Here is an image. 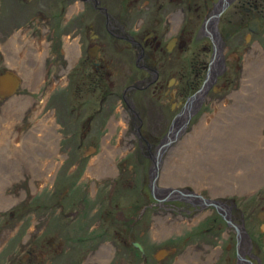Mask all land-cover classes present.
I'll list each match as a JSON object with an SVG mask.
<instances>
[{
  "label": "rangeland",
  "instance_id": "obj_1",
  "mask_svg": "<svg viewBox=\"0 0 264 264\" xmlns=\"http://www.w3.org/2000/svg\"><path fill=\"white\" fill-rule=\"evenodd\" d=\"M45 27L46 22L38 17L33 19L31 12L7 21V28L12 31L23 29L28 35H39L38 38L45 35L50 42L49 50L53 46L42 83L30 90L26 84L17 88L22 96L29 91L31 101H26V105L9 104L5 110L7 99L0 98V120L9 111L5 114L10 127L7 137L0 139V203L5 196L14 198V202L0 207V258L2 254H6L5 259H14L16 256L12 254L22 257L28 247L34 249L36 258L27 259L26 264H43L50 257L59 264H81L105 244L109 248L107 256L94 264H117L120 258L121 264H130L133 250L127 240L128 228H124L126 225L118 217L123 213L131 216L129 221L137 223L129 231L132 238L149 230L150 238L145 236L148 252L158 247L167 252L160 261L149 254V264H239L236 246L254 264H264V55L255 53L250 57V68L246 60L251 48L264 50V20L260 21L257 32L248 31L245 24L236 28L229 40L232 45L225 52L227 67L203 94L199 107L177 138L161 147L156 182L158 186L172 183L193 189L230 205L231 220L243 223L244 241L240 237L238 240L235 228L221 216L222 210H216L213 205L195 206L179 199L172 200L175 207L169 209L165 200L154 203V207L137 218L138 206L154 201L148 188L149 155H154L161 140L170 134L171 129L167 130L181 104L179 100L194 93L200 83L193 85L195 71L204 57L200 48L204 40L193 42L197 27L191 35L190 48L173 52L169 59L173 67L162 69L161 93L156 84L126 91L141 114V133L148 143L140 140L122 98L125 85L150 75L135 65V54L128 51L117 67L113 64L90 74L93 83L86 86L82 84L85 75L79 67L70 69L62 47L64 37L69 36L70 21H63L62 29L53 36L43 33ZM28 53L32 58L34 51ZM157 56L164 58L165 54L159 51ZM19 58H26V54H19ZM30 58L27 59L33 62ZM182 73L189 76L182 80ZM58 75L61 82L52 85V76L58 78ZM170 77L176 83L174 79L168 83ZM246 80L250 88L235 95ZM185 82L189 83L188 87ZM175 87L179 91L172 102L171 90ZM220 104L227 105V109L219 112ZM14 112L17 113L11 115ZM48 112L54 116L52 139L57 147L48 161L55 159L57 165L43 179L42 174L26 171L22 166L32 162L33 157H40L29 137ZM122 114L125 123L120 118ZM112 116L121 124H116L114 119L110 122ZM110 125L115 126L112 131ZM16 129L20 133L18 138ZM107 134L112 144L118 137L122 139L123 149L115 156V169L109 173L86 174L91 156L101 150ZM16 142H23L18 150ZM254 177L260 182L251 183ZM221 191L226 192L221 194ZM161 217L166 227L172 228L160 236L155 232L161 230ZM48 237H53L55 246H51ZM236 241L239 245L235 246ZM173 244H177L174 252L165 250ZM55 247L57 250H53Z\"/></svg>",
  "mask_w": 264,
  "mask_h": 264
},
{
  "label": "flooded vegetation",
  "instance_id": "obj_2",
  "mask_svg": "<svg viewBox=\"0 0 264 264\" xmlns=\"http://www.w3.org/2000/svg\"><path fill=\"white\" fill-rule=\"evenodd\" d=\"M0 6H2V9L0 7V23L3 22V25L0 24V82L1 79L8 74V70L6 69H9V72H15L17 75V82L14 84L13 89L16 84L17 88L19 86H25L26 84L29 90L31 89L27 84V81L33 79V72H31L32 62L27 59L30 58L28 52H31V49H39L40 51L46 50L41 57V64L44 68L42 79L46 77L48 69L47 58L51 57L50 52H52L53 45L50 51L48 47L50 42L45 38V35L38 38L40 37L39 35H28V33L23 32V29H19L20 31H12L10 28H7V21L9 18H23L24 15H28L29 12L32 13L33 19L38 17V19L46 22V31H42L44 34L48 32V35L51 36H53L56 31L59 32L62 29L63 21H70L68 30L69 36L67 35L64 37L63 41L65 46L62 45V47H64L63 51L67 54L70 69L72 70L79 67L82 74L85 75V77L82 78V84L85 83L86 86L93 83V78L90 77V74L94 75L100 70L111 67L113 64L114 67H117L119 63L125 60L124 57L126 52L129 51L134 53L135 65L150 75L144 79H135L131 83L125 85L122 91V98L129 110V117L134 123L140 140H144L147 143V138L141 133V114L136 110L131 98L126 95V91L129 89L133 91L144 89L152 84H156V87L159 88L158 91L161 93L164 87L162 69L173 67V62L169 60L173 52H183L190 48L191 35L195 27H197V31L194 35L193 42L204 40L203 44L200 46L204 57L201 60L200 66L195 71L196 74L193 85L200 82L196 89L200 86H203V88L208 86L209 89L210 86L217 81L222 70L227 67L225 52L232 45L229 43V40L235 35L236 28L245 24L248 31L257 32L260 28V21L264 20V0H0ZM42 16L44 17L42 18ZM55 17H58L60 20H57ZM252 19L258 21L256 30L250 28L249 20ZM51 22L53 25H51ZM60 36H62V34H60ZM56 48L57 44L53 47V52ZM159 51L165 54L164 58H159L157 56V52ZM255 53L264 54V50L261 48L259 50L251 48L246 56V60H250V57ZM19 54H26V58L20 59ZM8 55L13 57V59L8 60ZM30 59L32 60V58ZM49 61L50 63H55V67L58 66L57 62H53V60ZM10 62L15 63L16 66L9 64ZM23 74L25 76H23ZM187 76H189V74L182 73V80ZM68 79L72 80L71 77ZM171 79L174 78L170 77L167 79L168 83L171 82ZM60 80L61 77H59V75L58 78L52 76L51 84L55 85L58 82L60 83ZM174 82L176 83L175 79ZM40 83H42V80ZM185 83H187L186 86L188 87L189 83ZM186 86L182 87V94ZM17 88L15 92L12 91L13 89L3 90L5 93L3 95L0 94V98L6 96L9 98L13 95L22 96L23 93L20 91L17 92ZM203 88L200 89L202 91L200 96L196 97L200 93L199 90V93L197 92L194 96H191L193 93L186 94L183 100H179L181 104L173 116L172 123L174 122V124H170L167 132H169L170 129L172 132L174 128L170 127L176 124L180 126L177 136L179 132L183 130L185 125L189 122L193 112L199 107L203 94L207 92V90H203ZM55 90L56 87L51 91L52 94ZM171 91V100L173 102L179 90L175 87ZM24 96L32 100L29 91L25 93ZM114 118L115 117L112 116L110 122H112ZM120 118L123 119V123H125L123 114ZM114 120L116 124H121L116 119ZM136 120H138V124L135 123ZM114 128L115 126L110 125V131ZM171 132L169 135H171ZM169 135L167 134L168 137ZM19 136L20 133L18 129H16V137L18 138ZM24 136H22V138ZM167 136L161 140L158 147H160L162 143H165L163 145L167 146L177 138V136L173 135V140L170 142V140L167 141ZM121 141L122 139L118 137L117 142L112 144L110 135L107 134L102 141L101 150L97 154L91 156L89 165L85 171L86 174L97 173V171H102L104 173L112 172L115 169V156L123 149ZM22 143L23 142L19 144L18 142L14 143L15 146H17L16 149L20 147ZM163 145L162 147H164ZM8 147L9 144L6 146L7 153L9 150ZM108 150L110 152H107ZM113 151L116 152L113 153ZM36 152L38 153L39 151ZM56 152L57 147L51 152L47 151L45 148L40 151L42 155L47 153L53 155ZM156 155L157 153L149 155L151 166L148 171V188L154 201L139 205L137 208V218H140L152 206L154 207V203H160L166 200V203L169 204L168 208L172 209L175 206L171 201L181 199L195 206L213 205L214 208H217L216 210H222L221 216L223 218L227 217L232 219V207L221 199L206 197L201 192L193 189H178L177 187L163 188L160 187V185L158 186L156 182L159 176L161 154ZM50 156H48V158ZM155 156L156 159L159 160V163L152 185V178L155 174V172H153ZM105 157L109 165L111 164L113 167L112 171L111 169H107ZM43 160L44 158L42 157H39V159L33 157L32 162L28 161L26 164L24 163L25 165L21 166L26 171L42 174V178L46 179L51 175L53 169L57 165V161L55 159L49 160L46 164L42 163ZM33 162L37 163L34 164ZM67 174H69V170ZM83 193L85 194V191ZM221 204H225L226 208L224 209ZM223 214H225V216H223ZM118 217L121 222L126 225L124 228H128L127 240L130 242L129 244L133 250V255L129 256L130 264H149L147 261L149 254H151L155 260L159 261L166 256L167 252L163 253L162 249H160L162 247L156 248L154 252H148L147 240L151 235L149 230L145 233H136L132 238L129 231L131 232L134 225L137 223H135V220L129 221L128 218L131 216L127 217L123 213ZM159 220H161V222H159L161 230L160 232H155V234H160L161 236L164 235L165 232H168L172 226L167 224L168 226L166 227L164 217L159 218ZM233 222L239 226V228L236 227L235 229L238 232L240 231L239 235L236 231L238 240L240 237L244 241L241 235V232L244 231L243 223ZM230 226L232 225L230 224ZM232 227L235 228L234 226ZM145 236H147L148 239H145ZM52 239L53 237L47 238L51 246H55ZM135 241L141 245V248L134 244ZM237 244L239 245L238 241H236L235 246ZM176 247L177 244H173L167 246L165 250L172 249L171 251L174 252ZM33 250V248L26 247L24 249V256L19 257V254H12L16 256L14 259H9L7 257L5 259L6 254L1 253L0 264H26L27 259L36 258L33 254ZM53 250H57V248L55 247ZM96 251V254H90L81 264H94L95 260H102L109 252L108 245L104 244ZM235 251L236 257L240 262L239 264H244L243 261H245L246 264H249L250 261L251 264H254L251 258H247L242 253L238 252L237 246ZM52 259V257L48 258L43 264L47 262L59 264L57 259ZM120 260L117 264H121Z\"/></svg>",
  "mask_w": 264,
  "mask_h": 264
},
{
  "label": "bare ground",
  "instance_id": "obj_3",
  "mask_svg": "<svg viewBox=\"0 0 264 264\" xmlns=\"http://www.w3.org/2000/svg\"><path fill=\"white\" fill-rule=\"evenodd\" d=\"M25 40V39H24ZM32 51H34L33 53V62H32V67H31V72H33L32 74V80H29L27 81V84L30 86V87H34L35 85L39 84L42 80V77L44 75V68H43V65L41 64L42 63V60H41V57L43 55V53L39 50V49H31ZM264 55V54H263ZM28 56H30V54L28 53ZM8 60H11L13 59V57H10L8 55L7 57ZM44 62V61H43ZM18 63V62H17ZM9 64L11 65H15V63L13 62H10ZM252 63L250 61H248V67L250 68V65ZM11 71V70H10ZM11 74H7L5 77H3L1 79V82L2 83V86L1 88L3 90H6V89H11L12 88V85L14 83H16V76L14 75L15 72H10ZM3 76V75H2ZM23 76H25L23 74ZM249 76H250V73H249ZM217 87V86H216ZM243 88L239 91H236L234 94L237 95V93H243L244 90H247V88H250L249 87V84L247 82V80L245 82H243ZM17 88V84L15 86V88L12 90L13 92H15ZM208 90V86L207 87H204L203 90ZM250 90V89H249ZM11 91V92H12ZM202 92V91H201ZM201 92L196 96H200ZM234 95V96H235ZM8 96L4 97L5 99H7V101L5 102V104L3 105V109H5L9 104H16V102H22L23 105H26V101H31V99L29 97H25V96H18V95H13V96H10L9 98H7ZM237 97V96H235ZM220 107H221V111L227 109V105L225 104H220ZM8 109V108H7ZM6 110V109H5ZM4 110V111H5ZM17 112L19 110H16ZM9 111H5L4 114H2V118L0 120V139H3V137H7L6 135L9 134L10 132V127H9V117L8 115H6L5 113H8ZM17 112H14V114L11 113V115H15ZM51 113L48 112L46 113V115H44L43 117H41V119L39 120V122L37 123V125L35 126V128L33 129L31 135H30V139L31 141H33L34 143L32 144V148L35 150V151H41L43 148H45L47 151H53L54 148H55V141H53L52 137H54V127H53V115H50ZM178 124H176L175 126H173L174 129H172V132H171V135H169L168 137V140H170V142L173 140L172 139V136L175 135L177 136V133H178V130L180 128V126H177ZM176 138V137H175ZM167 140V141H168ZM166 142V140H165ZM263 143H264V140H263ZM107 152H110L109 150ZM116 152V151H113V153ZM107 154V153H106ZM37 156V154H34V156ZM51 153H47L45 155H42L41 153L39 154L40 157L44 158L43 162L42 163H48V156H50ZM38 157V156H37ZM5 158H7V156H5ZM35 159H37L36 157H34ZM106 158V157H105ZM39 159V157H38ZM160 159V157H159ZM35 161V160H34ZM34 164L37 163V162H33ZM106 167L107 169H111V171L113 170V167L111 166V164L109 165L108 161H107V158H106ZM158 163H159V160H158ZM29 166V165H28ZM27 166V167H28ZM169 166V165H168ZM156 170H157V167H156ZM167 171V170H166ZM165 174H163L164 176ZM162 176V177H163ZM166 176V175H165ZM258 181V183L260 182V179L259 178H251L250 179V182L253 183L254 181ZM170 181V180H169ZM263 181V180H262ZM160 182V181H159ZM163 183V182H162ZM257 183V184H258ZM180 184V183H179ZM160 187H163V188H166V187H176L175 184H172V183H163V185H160ZM179 189V187H177ZM226 191H221V194L224 193ZM218 195V194H217ZM14 198L13 197H7L5 196V199L3 202L0 203V207L8 204L9 202H11ZM14 202V201H12ZM222 207L225 209L226 206L225 204H221ZM239 228V226L237 227ZM240 232V231H239ZM247 234V233H246ZM241 235H242V238L244 239L245 237V232H241Z\"/></svg>",
  "mask_w": 264,
  "mask_h": 264
},
{
  "label": "water",
  "instance_id": "obj_4",
  "mask_svg": "<svg viewBox=\"0 0 264 264\" xmlns=\"http://www.w3.org/2000/svg\"><path fill=\"white\" fill-rule=\"evenodd\" d=\"M249 24H250V28L252 29V30H256L257 29V27H258V21L257 20H249ZM15 84V83H14ZM14 84L12 85V88H13V86H14ZM1 86H2V83H0V94L1 95H3L4 93H5V91H3V89L1 88ZM11 88V89H12ZM201 88H203V86H200L198 89H197V91H195V93H193L191 96H194V94H196ZM199 92H201V90L199 91ZM198 92V93H199ZM192 101V100H191ZM169 141V140H168ZM163 144H165V143H162L161 145H160V147H158V150H157V155H159L160 153H161V151H160V148L162 147V145ZM164 146V145H163ZM156 155V156H157ZM156 156H155V158H154V165H153V172H155V174H154V176H153V178H152V185H153V180H154V178H155V175H156V167L158 168V160L156 159ZM223 216H225V214H223ZM226 220H227V222L229 223V224H231L232 226H234L235 227V229H236V227H238V225L237 224H235L231 219H229V218H227V217H224ZM237 231V230H236ZM238 232V231H237ZM238 235H239V232H238ZM134 244L136 245V246H138L139 248H141V245L137 242V241H135L134 242ZM249 264H251V261L249 262Z\"/></svg>",
  "mask_w": 264,
  "mask_h": 264
}]
</instances>
